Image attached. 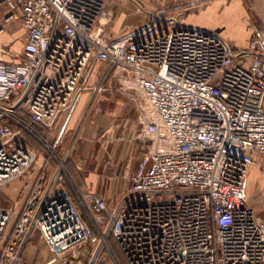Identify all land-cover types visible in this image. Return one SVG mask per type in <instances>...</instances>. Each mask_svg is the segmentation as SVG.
Returning a JSON list of instances; mask_svg holds the SVG:
<instances>
[{
  "label": "built area",
  "instance_id": "2783aa9c",
  "mask_svg": "<svg viewBox=\"0 0 264 264\" xmlns=\"http://www.w3.org/2000/svg\"><path fill=\"white\" fill-rule=\"evenodd\" d=\"M112 1L0 0V34L15 22L26 32L20 61L0 59V193L36 161L23 134L46 141L37 126L50 133L75 107L93 63L105 64L94 95L113 78L136 102L143 148L136 166L110 162L106 177L125 184L116 204L75 187L82 209L64 160L46 169L12 228V209L0 207V264H31L35 232L58 255L78 248L89 220L100 239L85 264H122L112 241L128 264H264V221L247 191L255 157L264 161V30L236 53L216 31L151 12L107 40Z\"/></svg>",
  "mask_w": 264,
  "mask_h": 264
},
{
  "label": "crops",
  "instance_id": "0c3cea01",
  "mask_svg": "<svg viewBox=\"0 0 264 264\" xmlns=\"http://www.w3.org/2000/svg\"><path fill=\"white\" fill-rule=\"evenodd\" d=\"M109 8L113 12V20L104 32L107 40L121 38L132 30L141 27L145 23L147 15L151 12L174 16L187 27L216 31L230 44L236 53L245 51L254 33L264 30V0H113L109 4ZM1 20H3L2 11H0ZM10 28L0 34V45L9 51V53L1 54L0 59L5 61H20L26 32L18 22L12 25L13 31ZM92 65L93 74H97V77L100 78L105 69V64L93 63ZM101 67L103 69L102 72H100ZM108 81L114 82V79L109 78L106 82ZM88 97L87 93L82 94L75 107L70 112H66L71 113V116H67L68 119L62 128L61 135L65 129L67 133L71 131H78L79 133L81 131L83 134H86L89 132L90 127L85 121L82 122L81 118V112ZM78 121H81V125L75 128V125H78L76 124ZM59 140L60 138H58ZM91 148L90 142L87 143L81 156L83 161L89 157ZM131 150L132 152H136L129 144H123L118 153H108L105 163L101 165L98 162L96 168L86 167L84 169L85 164L80 160L74 169L79 176L78 179H80L76 183L78 186L80 185L79 188L82 192L86 196L92 194L99 195L110 205L116 204L123 194L125 184L122 179L113 180L106 177V174L115 171V169L110 167V162H116V159H119L117 163L122 164ZM142 153L136 161L141 158ZM34 171L36 173L31 179V185H29V182L27 183V186H30L28 191L25 193L23 190L21 192L22 195L16 202H11L0 194V207L11 208L13 211L11 228L24 210L35 183L45 173V168L43 170L41 166ZM46 172L49 173L48 175L53 173L50 169ZM263 184L264 161L259 157H255V162L251 165L248 176V204L254 209L256 215L264 221V206L259 190ZM38 236L41 239L37 241ZM42 240L39 232H35L32 235L24 249V260L31 264H57L56 260L58 256ZM51 252L53 257L52 254L50 255ZM76 264H80V262Z\"/></svg>",
  "mask_w": 264,
  "mask_h": 264
},
{
  "label": "rangeland",
  "instance_id": "374dc122",
  "mask_svg": "<svg viewBox=\"0 0 264 264\" xmlns=\"http://www.w3.org/2000/svg\"><path fill=\"white\" fill-rule=\"evenodd\" d=\"M1 23L4 24L3 20L0 21V24ZM10 30H14L12 26ZM91 69H93V65H91L90 69L85 74L78 91L79 98L85 93L89 95L85 102L84 109L81 112L82 122L85 121L86 124H88L90 127L89 132L86 134H83L81 131L79 133L78 131L67 133V130L65 129L61 135L62 128L68 119L67 116H71V113H61L59 115V118L53 125V130L50 133L48 132V136H44L46 141L33 134L25 132L23 135L27 142L37 151V157L32 168L29 169L26 175L22 178L13 179L2 186L0 194L8 198L11 202H16L22 195L21 192L23 190L25 193L28 191L30 187L29 185H31V179L36 173L34 170H37L42 166L43 170L44 168L45 170L49 168L54 173L60 169L59 167L62 159L64 160L66 169H62L61 173L73 191L74 197L77 199V194L74 188L76 187L75 182L80 181V179H78L79 176L74 168L77 166L76 164L82 160V153L86 144L89 142L92 148L90 149L89 157L87 159L83 158L84 161L82 160L85 164L84 169L86 167L96 168L98 162L102 165L105 163L108 153H118L123 144H129L132 146L133 150H136V152H132L131 150L123 160L122 164H120L123 166L128 160H132L133 166H136L138 163L139 160H136L142 153L143 148L141 142L135 137L138 130V126L136 125V102L131 97L126 96L121 92L114 82L110 81L104 84L103 90L100 93L94 95L92 88L97 85L100 78L97 77V74H93ZM102 70L101 67L100 72H102ZM76 124L78 125H75V128L80 127L81 121H78ZM58 138H60L59 141ZM129 141L132 142L129 143ZM50 145L54 146L56 152L53 151ZM118 160L119 159H116V162H118ZM101 165L99 164V166ZM67 173L71 174L69 179V174ZM28 182L29 185L27 186ZM79 206L82 208L81 204ZM89 226L92 229V238L83 242L80 247L74 248L71 251L62 252L61 254L59 253V255L57 252L53 251L54 254L58 256L56 260L57 264H76L77 262H80V264L86 263L91 254L96 250L99 242L98 239H100L99 234L90 220ZM38 237L37 241L41 239L40 236ZM112 245L121 263L128 264L115 241H112ZM51 254L52 252L50 255ZM105 254L108 255V251H106Z\"/></svg>",
  "mask_w": 264,
  "mask_h": 264
},
{
  "label": "trees",
  "instance_id": "16d2710c",
  "mask_svg": "<svg viewBox=\"0 0 264 264\" xmlns=\"http://www.w3.org/2000/svg\"><path fill=\"white\" fill-rule=\"evenodd\" d=\"M37 130H38L43 136H48V135H49V133L47 132V130H45L43 127L37 126ZM77 182H78V181H77ZM66 184H67V186H68V188H69L71 194H72L73 197H74L73 191H72L71 188L69 187L67 181H66ZM79 186H80V185H79ZM74 199H75L76 203H77L78 205H80V204H79L80 201H79L78 197H77V199L74 197ZM84 216H85V214H84ZM85 218H86V216H85ZM86 219H87V218H86Z\"/></svg>",
  "mask_w": 264,
  "mask_h": 264
},
{
  "label": "water",
  "instance_id": "95a60500",
  "mask_svg": "<svg viewBox=\"0 0 264 264\" xmlns=\"http://www.w3.org/2000/svg\"><path fill=\"white\" fill-rule=\"evenodd\" d=\"M51 146V145H50ZM53 147V146H52ZM71 175V174H70ZM75 185H76V187H79L78 185H77V183L75 182Z\"/></svg>",
  "mask_w": 264,
  "mask_h": 264
},
{
  "label": "bare ground",
  "instance_id": "6f19581e",
  "mask_svg": "<svg viewBox=\"0 0 264 264\" xmlns=\"http://www.w3.org/2000/svg\"><path fill=\"white\" fill-rule=\"evenodd\" d=\"M102 243H103V242H102ZM101 247H102V244L100 245L99 250H100ZM99 250H98V251H99Z\"/></svg>",
  "mask_w": 264,
  "mask_h": 264
}]
</instances>
